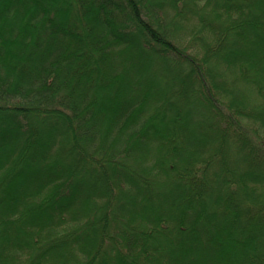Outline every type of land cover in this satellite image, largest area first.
<instances>
[{
	"label": "trees",
	"instance_id": "obj_1",
	"mask_svg": "<svg viewBox=\"0 0 264 264\" xmlns=\"http://www.w3.org/2000/svg\"><path fill=\"white\" fill-rule=\"evenodd\" d=\"M0 264H264V0H0Z\"/></svg>",
	"mask_w": 264,
	"mask_h": 264
}]
</instances>
